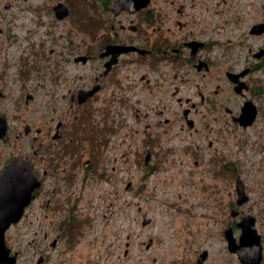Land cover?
Here are the masks:
<instances>
[{
	"label": "flooded vegetation",
	"instance_id": "obj_1",
	"mask_svg": "<svg viewBox=\"0 0 264 264\" xmlns=\"http://www.w3.org/2000/svg\"><path fill=\"white\" fill-rule=\"evenodd\" d=\"M261 7L0 0V214L12 220L0 224V264H89L73 251L89 172L115 184L119 169L153 173L167 155L209 167L213 217L173 264H264V154L245 166L241 149L262 118Z\"/></svg>",
	"mask_w": 264,
	"mask_h": 264
},
{
	"label": "rangeland",
	"instance_id": "obj_2",
	"mask_svg": "<svg viewBox=\"0 0 264 264\" xmlns=\"http://www.w3.org/2000/svg\"><path fill=\"white\" fill-rule=\"evenodd\" d=\"M261 15L264 21V0ZM253 41L256 47L264 48V34ZM261 82L264 90V69ZM260 105L262 118L247 134L255 143L241 148L245 166L256 163L264 154V94ZM237 157L241 163L242 155ZM129 167L115 173V184L89 172L79 203L81 210L75 217L80 223V234L73 251L86 255L89 264H173V259L190 255L193 242L199 240L200 245L207 228H213L212 223L209 224L213 217L203 215L211 212L208 197L205 194L207 205L204 207L205 197L201 193V181L206 178L201 173L209 167L195 168L181 162L177 155H167L166 161L153 173H148L143 163ZM255 174L253 169H246L249 194L253 198ZM128 180L133 182L126 189ZM232 183L235 181L230 180ZM230 190H233L232 185ZM143 213L152 219L149 227L142 225ZM151 238L153 246L147 248ZM181 264L192 263L182 261Z\"/></svg>",
	"mask_w": 264,
	"mask_h": 264
},
{
	"label": "water",
	"instance_id": "obj_3",
	"mask_svg": "<svg viewBox=\"0 0 264 264\" xmlns=\"http://www.w3.org/2000/svg\"><path fill=\"white\" fill-rule=\"evenodd\" d=\"M258 31H260V33H264V24H261L260 26H258ZM252 121H253V118H250L249 120H247V124H251L252 123ZM16 162L15 161H13V162H11L9 165H8V167L6 168V171H5V173H4V175L2 176V178H8V179H10L11 178V174L13 173V171L15 170V167H14V164H15ZM1 183V182H0ZM28 182H26L24 185H26ZM12 186H15V184H12ZM33 189V188H32ZM12 219V218H11ZM6 221H12V220H10V217H5V216H2V214H0V224L1 223H4V222H6ZM150 222V219H148L146 216L144 217V219H143V222H142V224L143 225H147L148 223Z\"/></svg>",
	"mask_w": 264,
	"mask_h": 264
},
{
	"label": "bare ground",
	"instance_id": "obj_4",
	"mask_svg": "<svg viewBox=\"0 0 264 264\" xmlns=\"http://www.w3.org/2000/svg\"><path fill=\"white\" fill-rule=\"evenodd\" d=\"M11 186H12V184H11Z\"/></svg>",
	"mask_w": 264,
	"mask_h": 264
}]
</instances>
